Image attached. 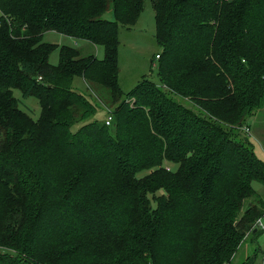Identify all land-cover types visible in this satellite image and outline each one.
Returning <instances> with one entry per match:
<instances>
[{"label":"trees","instance_id":"1","mask_svg":"<svg viewBox=\"0 0 264 264\" xmlns=\"http://www.w3.org/2000/svg\"><path fill=\"white\" fill-rule=\"evenodd\" d=\"M149 1L157 80L123 92L117 29L143 0H0V264H237L261 235L264 0Z\"/></svg>","mask_w":264,"mask_h":264},{"label":"rangeland","instance_id":"2","mask_svg":"<svg viewBox=\"0 0 264 264\" xmlns=\"http://www.w3.org/2000/svg\"><path fill=\"white\" fill-rule=\"evenodd\" d=\"M106 18H111L110 12L106 11L103 15ZM154 15L151 3L149 0H143L142 7L138 15L130 25H120L117 29L118 45H117V83L123 92L133 87L141 76L149 78L156 82V74L154 69L150 68V63H156L154 53L158 52L160 47L154 40ZM42 40L56 43L68 44L78 47L82 54L93 53L96 57L102 56V48L100 46L91 47V44L82 40H75L68 36L53 32L45 31L42 34ZM57 58V50H53L49 55V62L55 63ZM72 86L77 89H83V83L79 78L72 81ZM13 95L20 98V107L27 112L31 117L35 118L38 115L39 107L33 97L22 98L18 90H13ZM108 106L102 107V112L94 114V118L103 120L105 111ZM249 140L256 156L264 163V105L256 110L247 120ZM77 125L71 129L76 128ZM252 188L255 195L259 196L264 211V186L259 182L253 181ZM260 222L264 228V213L260 217ZM262 245L261 235H257L252 241H245L239 247L232 259V262L239 263L244 258L252 253L256 246ZM1 249V247H0ZM12 252H17L16 249L9 248ZM255 257V256H254ZM253 264H264L260 261L258 256L255 258Z\"/></svg>","mask_w":264,"mask_h":264},{"label":"built area","instance_id":"3","mask_svg":"<svg viewBox=\"0 0 264 264\" xmlns=\"http://www.w3.org/2000/svg\"><path fill=\"white\" fill-rule=\"evenodd\" d=\"M155 57L157 58V55H155ZM110 117L109 116H106L105 118V123L107 124L108 121H109ZM259 223V222H258ZM262 227V226H261ZM263 228V227H262ZM261 237H262V242H264V228L262 229V232H261Z\"/></svg>","mask_w":264,"mask_h":264}]
</instances>
